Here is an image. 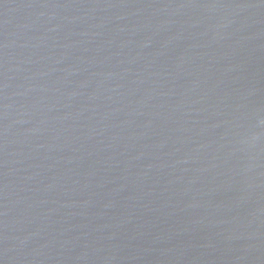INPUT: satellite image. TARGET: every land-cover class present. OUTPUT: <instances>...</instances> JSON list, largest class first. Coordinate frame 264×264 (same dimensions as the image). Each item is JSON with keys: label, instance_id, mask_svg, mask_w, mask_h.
<instances>
[{"label": "water", "instance_id": "95a60500", "mask_svg": "<svg viewBox=\"0 0 264 264\" xmlns=\"http://www.w3.org/2000/svg\"><path fill=\"white\" fill-rule=\"evenodd\" d=\"M0 264H264V0H0Z\"/></svg>", "mask_w": 264, "mask_h": 264}]
</instances>
